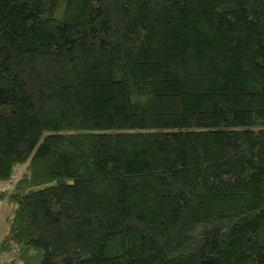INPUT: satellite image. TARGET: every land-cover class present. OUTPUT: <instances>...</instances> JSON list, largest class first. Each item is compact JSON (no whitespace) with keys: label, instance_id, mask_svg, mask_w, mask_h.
Instances as JSON below:
<instances>
[{"label":"trees","instance_id":"obj_1","mask_svg":"<svg viewBox=\"0 0 264 264\" xmlns=\"http://www.w3.org/2000/svg\"><path fill=\"white\" fill-rule=\"evenodd\" d=\"M0 181V264H264V0H0Z\"/></svg>","mask_w":264,"mask_h":264},{"label":"rangeland","instance_id":"obj_2","mask_svg":"<svg viewBox=\"0 0 264 264\" xmlns=\"http://www.w3.org/2000/svg\"><path fill=\"white\" fill-rule=\"evenodd\" d=\"M24 168L23 164H19L16 167V171L14 173V177L12 179L15 180L19 176L21 170ZM1 185V192H0V240L4 235L7 229V223L5 217L10 211V205L7 202V195L10 193L13 183L8 181H0ZM3 190V191H2ZM3 257H0V259Z\"/></svg>","mask_w":264,"mask_h":264},{"label":"crops","instance_id":"obj_3","mask_svg":"<svg viewBox=\"0 0 264 264\" xmlns=\"http://www.w3.org/2000/svg\"><path fill=\"white\" fill-rule=\"evenodd\" d=\"M1 184V183H0ZM0 191H1V185H0Z\"/></svg>","mask_w":264,"mask_h":264}]
</instances>
